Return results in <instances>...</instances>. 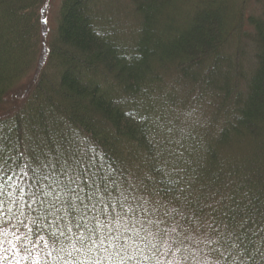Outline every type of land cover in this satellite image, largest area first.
<instances>
[{"label": "trees", "instance_id": "1", "mask_svg": "<svg viewBox=\"0 0 264 264\" xmlns=\"http://www.w3.org/2000/svg\"><path fill=\"white\" fill-rule=\"evenodd\" d=\"M87 1L61 0L47 38L38 15L45 0H0V163L12 169L0 171V184L13 196L23 189L24 212L11 197L0 212V264H107L118 251L127 259L136 245L128 264H171L179 236L166 235L158 248L154 239L149 256L144 246L147 223L170 204L192 212L204 255L219 264H264V8L248 20L256 52L246 76L230 50L241 45L243 22L238 40L234 30L225 36V9L216 0H129L138 33L131 31L128 47L115 42L110 20L97 22L106 0ZM184 4L195 7L182 14ZM158 71L178 78L167 86ZM185 89L180 102L176 92ZM205 103L215 112L209 130L197 126L177 139L182 126L172 108L187 116ZM57 184L79 194L75 209ZM39 186L36 201L29 193ZM117 190L140 199L125 211L107 198ZM105 211L109 229L101 235L86 221L90 213L104 221ZM141 215L150 218L124 244L128 228L113 220L126 225ZM98 237L100 245L87 246ZM52 238L55 248L45 247Z\"/></svg>", "mask_w": 264, "mask_h": 264}, {"label": "rangeland", "instance_id": "2", "mask_svg": "<svg viewBox=\"0 0 264 264\" xmlns=\"http://www.w3.org/2000/svg\"><path fill=\"white\" fill-rule=\"evenodd\" d=\"M94 1V0H93ZM61 0H45V3L40 7L38 11L39 17L43 18V31L44 34L47 36V38L52 37L55 32L56 27V20L58 16L59 11V5ZM89 5H92V0L87 1ZM104 3V9L100 11V16L97 19V22L101 24L102 26L107 27V21H111V24L113 26V30L109 31L112 36L114 35L115 42H119L120 45L128 47L130 46V38L133 37V32H136L135 30V24H136V18L133 16L132 12V5L129 2V0H117L113 1H102ZM219 5H222L225 9V20H226V32L225 36L228 34H232L233 37L234 33L233 30L236 32V24H238L240 21L243 23L241 24V36H243V39L241 41V45L232 47L230 50H233V53H239L240 58V66L242 68L243 73L248 76L250 73H252V70L254 69L255 64V46L252 42L253 35V29L251 26L248 25V20L250 17H258L261 16L264 8V0H216ZM181 4H178V7ZM195 7L192 6V4H184V6H180V9L183 11L182 14L189 13L191 9ZM100 8L98 6L95 7V12L97 9ZM94 12V13H95ZM93 13V14H94ZM177 20H180L179 17L176 18ZM131 32V33H130ZM138 33V32H136ZM238 32H236V35H234L233 39L238 40ZM236 37V38H235ZM46 38V39H47ZM113 40V41H114ZM46 43V41L44 40ZM48 42V41H47ZM239 48V49H238ZM228 51V50H226ZM223 51L224 54L227 52ZM226 52V53H225ZM232 52V51H231ZM227 53L226 55H228ZM230 55V54H229ZM231 56V55H230ZM229 56V57H230ZM41 63L37 62V69H40ZM220 69L225 70L224 63H220ZM51 72V71H50ZM53 72V71H52ZM160 73V78H164L162 76H166L164 78L165 82L167 83V86L170 84H174V81L177 80L178 76L176 74H169L166 75L165 73ZM37 73V70H33L31 72V75H34ZM30 80V77L29 79ZM29 83L28 81L23 82L24 86ZM169 91V90H168ZM189 89H185L183 92L177 91L176 93L179 95L180 102L185 101L187 99ZM177 95V96H178ZM208 99V97H205ZM190 102V100H188ZM210 104V102H208ZM208 103L205 104H199V106H194L191 108L190 114L187 116H181V110L179 108H172V111L170 114L173 116V119H175L179 124L182 126L181 128V134L177 135L176 138L180 139L183 136H188L189 134H193V129L197 128V126L205 128V130H209L208 125L211 123L212 118L215 114L214 109L208 105ZM157 108L160 109H166L165 106H161L159 104L156 105ZM27 110V109H26ZM180 115V116H179ZM180 118V119H178ZM178 119V120H177ZM207 122L209 123L207 125ZM165 131V129H163ZM191 132V133H190ZM46 174L50 173L49 169H44ZM129 180V179H128ZM43 186V185H42ZM42 186H39V188L35 189L36 192L40 191ZM53 188L55 187L52 185ZM56 188V187H55ZM107 198L110 200V203L112 205H115L116 203H120V205L123 206L124 210H129L130 206L136 201L139 200L140 197L137 194H132V192H122L120 190H117L116 193H109L107 195ZM141 208L143 210H149L150 208L154 209V206L150 202H146L144 205L142 202L140 203ZM172 207H177L172 204L170 206L161 205V210L155 212L153 214V217L151 219V222L147 223L148 229L146 231V237L149 240L147 243H145V249L149 253L146 256H149L150 254V244H153L154 239L158 241V244L155 242L154 245L158 247H163V243L165 240L166 235H169L170 233L173 235V237L179 236L177 238V243L173 246H175L173 250V261L171 264H219V261L217 259H211L210 257L204 255L205 251H201V246H205L206 242L203 240L204 232L200 230L201 227L192 226L191 219L193 217L192 212H185L182 213H176ZM102 208H105L103 206ZM95 211V210H94ZM97 211V209H96ZM145 211V212H146ZM1 212V211H0ZM105 214V220L101 221V217L97 215V213H90L89 218L90 220L86 221V224L88 226L94 225L95 229L94 231L98 232L99 234H104L109 229L108 221L109 220V213L107 211L104 212ZM150 218V217H149ZM148 217L144 219V217L141 215L140 218L138 217H130L128 219V222L126 225L125 219L122 218H115L112 222L113 225L117 227H126L127 229V236L123 238V243L126 244V241H130L131 237L134 236L135 230L142 224V222L147 221L149 219ZM146 222H144L145 224ZM85 225V224H84ZM160 233L161 235H159ZM70 238V235H68V239ZM99 238V237H98ZM203 240V241H202ZM93 240H91L87 246H92L99 244L101 239L99 238V241L95 244L92 243ZM149 243V245H148ZM71 244L70 240H65L63 245L65 247H68ZM100 245V244H99ZM94 247V246H93ZM93 247H90V249H93ZM138 247H140L138 245ZM157 248L155 250H157ZM163 249V248H162ZM131 251L128 253V258L130 259L133 256V253L137 251V245L135 248L131 247ZM133 252V253H132ZM119 253V254H117ZM141 253V252H140ZM139 253V254H140ZM158 254V251L156 252ZM151 255H155L154 253H151ZM124 259L120 252H116L114 257H112L107 264H128L129 260ZM164 261L156 260L155 259H146L140 262L139 264H162ZM166 264V263H164Z\"/></svg>", "mask_w": 264, "mask_h": 264}, {"label": "snow or ice", "instance_id": "3", "mask_svg": "<svg viewBox=\"0 0 264 264\" xmlns=\"http://www.w3.org/2000/svg\"><path fill=\"white\" fill-rule=\"evenodd\" d=\"M2 159L3 158H0V160H2ZM6 165H7V161L6 160H3V162L0 163V171L12 170L10 165H7V167H5ZM25 175H27V173H25ZM9 179H10V177H9ZM45 179H47V177H45ZM77 179H78V177H77ZM74 182H75L74 180H70V184H72ZM6 183L7 182L5 181L4 184H0V197H3L2 199H0V211L3 210V207L6 204V202L8 201V198L11 197L12 198L11 199V203L12 204H17L19 206L18 207L19 214H20V216H23L24 215V212L22 210L23 205L20 203V201L23 198V189L22 188L20 189V195L19 196H13V193L12 192H7L5 194V184ZM57 189H59L60 191L65 192L66 195L67 194H71L73 196V202L69 204V207L75 209L76 208V205H75L74 201L75 200H78V199H81V197L79 196V194L76 193L75 189L74 188H71L68 185L64 186V188L61 189L59 184H57ZM45 195H47V193H45ZM29 196H30V198H32V199H34L36 201H39V194H38V192H31V193H29ZM8 212L10 214H12L13 216H15V213H12V208L11 207H8ZM16 218L18 219V217H16ZM28 219L30 220V222L32 224H37L38 218L29 217ZM21 223H23V222H21ZM23 226L24 227H28L27 224H24ZM29 231H31V229H29ZM60 234L63 235V232H61ZM41 239H43V237H41ZM57 242H58V240L56 238H52V239L49 240L48 243L45 244V247L51 246V247L55 248ZM82 243H83V241H82ZM92 243L95 244L96 241L94 240V241H92ZM73 247H74V245H73ZM49 254H51V253H49Z\"/></svg>", "mask_w": 264, "mask_h": 264}]
</instances>
